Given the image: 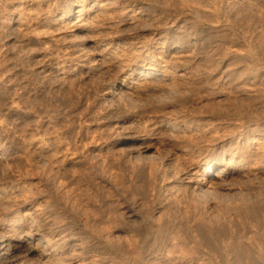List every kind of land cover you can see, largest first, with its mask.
<instances>
[{"label": "rangeland", "instance_id": "obj_1", "mask_svg": "<svg viewBox=\"0 0 264 264\" xmlns=\"http://www.w3.org/2000/svg\"><path fill=\"white\" fill-rule=\"evenodd\" d=\"M150 232L136 264H264V0H0V264Z\"/></svg>", "mask_w": 264, "mask_h": 264}, {"label": "bare ground", "instance_id": "obj_2", "mask_svg": "<svg viewBox=\"0 0 264 264\" xmlns=\"http://www.w3.org/2000/svg\"><path fill=\"white\" fill-rule=\"evenodd\" d=\"M60 4V1L58 3V5ZM145 77H151L152 75L149 74H145ZM103 218H106L105 216H103ZM188 219V218H187ZM107 221H111V218H108ZM187 222L184 223V227H186ZM188 225V224H187ZM200 225V224H198ZM154 234V232H153ZM143 235V234H142ZM152 233H148V237L143 238L144 241L140 242V241H128V245H127V250H123L126 255L128 256L127 259L129 261V263L131 264V262L133 261V257L135 255L139 254V257L141 258L142 256V252L144 249L149 248V244H150V240H152L151 237ZM150 236V237H149ZM108 247L112 250V251H117V249H119L117 246H114V244H112L111 242L107 243ZM142 251V252H141ZM135 263V261H133ZM141 263L144 264V260L143 258L141 259ZM128 264V263H127ZM136 264V263H135Z\"/></svg>", "mask_w": 264, "mask_h": 264}]
</instances>
